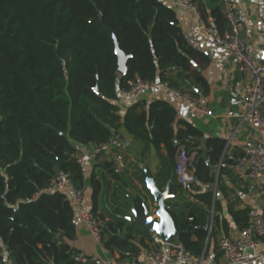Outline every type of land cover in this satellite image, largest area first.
Here are the masks:
<instances>
[{"label":"trees","instance_id":"16d2710c","mask_svg":"<svg viewBox=\"0 0 264 264\" xmlns=\"http://www.w3.org/2000/svg\"><path fill=\"white\" fill-rule=\"evenodd\" d=\"M208 4L223 29L220 0ZM198 10L201 14L199 4ZM106 24L116 31L120 50L132 57L124 76L117 74ZM197 56L186 44L175 12L158 0H0V250L5 248L15 264H72L78 256L70 245L76 236L73 205L66 192L46 189L62 170L69 173L74 188L83 190L73 145L104 143L120 130L142 144L141 157L148 148L154 150L155 185L159 191L168 188L175 200L166 204L174 210L176 241L192 256L208 253L210 238L220 226L228 235L226 219L215 215L222 214L223 203L205 191L215 182L206 162L223 165L217 189L234 226L246 228L251 210L233 208L220 183L233 163L223 155V140L208 138L202 155L200 132L177 119L166 101L137 102L122 117L114 105L117 91L135 77L196 96L181 83L192 77L205 87L192 69ZM97 85L98 95L93 91ZM181 145L189 154L195 152L196 183L187 189L174 173ZM104 166L118 180L114 164ZM90 183L95 201L100 184L94 177ZM145 203L144 197H133L135 214L143 216ZM91 212L96 214L95 208ZM102 219L103 248L113 258L133 259L149 249L151 234L142 227L114 215Z\"/></svg>","mask_w":264,"mask_h":264},{"label":"crops","instance_id":"0c3cea01","mask_svg":"<svg viewBox=\"0 0 264 264\" xmlns=\"http://www.w3.org/2000/svg\"><path fill=\"white\" fill-rule=\"evenodd\" d=\"M158 1L175 12L183 36H191L197 40H201L205 27L214 22L208 0H197V4H199L202 12L198 17L177 7L173 0ZM229 1L236 6L243 23L242 39L248 44L252 54L264 64V0ZM197 52L199 56L191 61V65L194 73L200 75L204 80L205 87L195 82L192 77L184 79L181 87L183 90L194 92L201 103L211 112V116L199 113L194 108L177 99L171 92L162 88L150 89L137 98L122 97L120 90H118L114 105L117 108L118 114L122 117L126 110L137 102L148 104L153 100H164L175 109L177 119L187 122L200 132L201 137L197 139V142L198 150L201 151L202 155L206 152V140L208 138L220 139L225 142L223 155H225L227 160L234 163L243 154L245 149L257 139L249 123L242 119V87L244 78L238 72L232 55L227 51L203 47ZM119 132L125 138L132 141V147L122 156V166L116 168L118 180L113 179L108 169H105L104 165L109 163L105 160V157H101L98 161L88 164L83 173L84 197L82 204L77 208L73 207L76 236L70 242L71 247L80 256H85L89 259L96 258L106 262L113 258L112 255L96 244L87 229L81 224L80 215L95 208L96 214L101 218H105V220L114 215L118 218L131 221L135 215L132 209L133 197L139 194L145 196L141 185L134 181L133 176L135 175L138 180L141 176L143 187L146 190L145 172L148 171L152 176L158 173V159L154 150L151 147L148 148L146 155L141 157L142 144L134 141L123 130ZM190 155L193 159L195 152ZM232 164L226 167L229 170V175L223 174L220 181L222 186L226 188L227 201L232 203V207L235 209L249 208L250 210H254L262 207L264 204L257 196L255 188L247 180H238L232 171ZM141 172H143L144 178ZM213 173L214 177L216 178L217 176L218 180L219 171L217 172V166H214ZM92 177L100 184V191L95 201L92 199L90 183ZM132 182L135 183L136 187ZM214 189L216 193L220 194L217 185ZM66 193L72 203L70 192L66 191ZM145 199V207L148 208L150 214L155 218L153 199L151 198V201L147 196ZM214 199L216 198L214 197ZM126 200H130L131 204L129 206L125 204ZM216 200L223 203V212L222 214L216 213L215 215L220 221L223 218L226 219L228 223L227 236L232 238L237 237L239 230L234 226L232 219L227 213L224 203L226 202L225 199L221 196L220 199ZM173 202L175 200H170V203ZM210 223L212 224L211 218ZM219 238L220 233L217 231L215 236L210 238L209 249L206 255L213 258L218 264H225V260L217 252ZM260 251L264 253V245L260 247ZM255 264H264V260Z\"/></svg>","mask_w":264,"mask_h":264},{"label":"built area","instance_id":"2783aa9c","mask_svg":"<svg viewBox=\"0 0 264 264\" xmlns=\"http://www.w3.org/2000/svg\"><path fill=\"white\" fill-rule=\"evenodd\" d=\"M175 5L194 16H199L196 0H173ZM225 19V28L220 29L212 22L204 29L201 40L191 36H184L186 44L195 51L203 47L221 49L230 53L236 63L238 72L244 78L242 87L243 114L242 119L247 121L257 139L245 149L232 164L231 168L238 180H247L264 204V64L251 52L248 44L242 39L243 23L239 17L236 6L229 0H220ZM154 88H162L171 92L177 99L201 114L211 116V112L201 103L200 99L189 92H180L169 88L165 83H144L138 77L127 82L120 94L125 98H137L145 91ZM132 147V141L125 138L120 132H114L109 141L93 143L88 146L74 144L76 164L82 173L88 164L98 161L101 157L113 163L115 168L122 166V156ZM192 156L184 145L178 146L174 157V173L178 184L187 189L196 183ZM223 166L217 165V172ZM217 176L214 182L216 188ZM69 191L74 208L82 204L84 193L82 189L73 187L69 173L59 170L51 179L46 192ZM215 197V195H214ZM213 214V211H211ZM191 220V219H190ZM81 224L87 229L96 244L103 248L101 231L105 221L91 211L80 215ZM74 223V221H73ZM212 230V224L208 227V233ZM220 238L217 242V252L225 260V264H255L264 260V253L260 247L264 245V205L251 210L249 224L239 231L235 238L225 235L221 226L218 228ZM151 245L147 251L140 252L135 258L121 260L114 257L109 261L89 259L85 256H76L72 264H218L213 258L203 254L199 258L192 256L177 241L172 244L164 243L157 235L151 234ZM0 264H15L9 257L5 248L0 250Z\"/></svg>","mask_w":264,"mask_h":264},{"label":"water","instance_id":"95a60500","mask_svg":"<svg viewBox=\"0 0 264 264\" xmlns=\"http://www.w3.org/2000/svg\"><path fill=\"white\" fill-rule=\"evenodd\" d=\"M106 27L111 33V37L114 43V53L117 58V74L119 76H124L127 72V62L131 59V56L125 55L121 50L119 43L116 38V31L108 24ZM242 33V32H241ZM97 95L99 94V85H97L93 90ZM174 145L177 147L178 143L175 142ZM207 166L211 171H214V167L206 162ZM155 176H152L148 171L145 172V185L146 189L149 191L150 197L154 201V215L155 218L150 214L148 208L144 207L143 216L137 214L130 221L131 223L138 225L143 228V230L149 232L150 234L157 235L164 243L172 244L176 241L177 230L171 218V213L174 211L171 206L166 204L172 200V196L168 193V188L164 191H159L155 185ZM206 192H210L215 195L216 199H220L221 195L215 192L214 185L209 184L206 187Z\"/></svg>","mask_w":264,"mask_h":264},{"label":"rangeland","instance_id":"374dc122","mask_svg":"<svg viewBox=\"0 0 264 264\" xmlns=\"http://www.w3.org/2000/svg\"><path fill=\"white\" fill-rule=\"evenodd\" d=\"M122 134V133H121ZM133 179H134V181H136V183L137 184H139V185H141V188H142V191L144 192V194H145V196L144 195H140V196H142V197H144V198H146V196L152 201V199L150 198V196H148V193H147V191L145 190V188L143 187V180L141 179V176L139 177V180L135 177V175L133 176ZM132 184L136 187V185H135V183H133L132 182ZM136 196V195H135ZM125 204L126 205H130L131 204V202H130V200L128 201V200H126L125 201Z\"/></svg>","mask_w":264,"mask_h":264}]
</instances>
